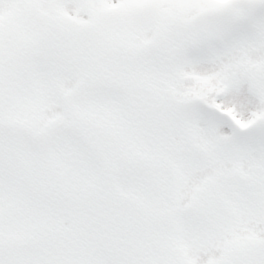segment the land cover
Returning a JSON list of instances; mask_svg holds the SVG:
<instances>
[{"label":"snow or ice","instance_id":"1","mask_svg":"<svg viewBox=\"0 0 264 264\" xmlns=\"http://www.w3.org/2000/svg\"><path fill=\"white\" fill-rule=\"evenodd\" d=\"M0 264H264V0H0Z\"/></svg>","mask_w":264,"mask_h":264}]
</instances>
